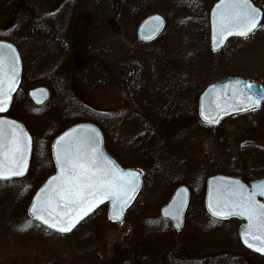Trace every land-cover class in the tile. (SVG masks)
<instances>
[{"label": "rangeland", "instance_id": "1", "mask_svg": "<svg viewBox=\"0 0 264 264\" xmlns=\"http://www.w3.org/2000/svg\"><path fill=\"white\" fill-rule=\"evenodd\" d=\"M119 1H36L38 11L44 14H54L59 9L60 12L66 3L77 7V19L71 24L69 36L72 39L69 40L72 53L77 57L69 62V97L63 98L58 93H52L47 104L36 108L27 102L22 93L14 109L12 108L16 114L24 116L33 136V150L31 168L26 177L0 182V264H52L49 256L53 255L54 250H59L58 247H63V252L68 257L85 264H107L116 251L124 249L129 252L130 226L124 220L107 223L100 217H92L70 235L53 236L31 221L26 214L36 184L52 172L49 151L51 139L65 126L83 120L81 118L89 110L123 114L117 120L124 121L118 132L121 146H133L142 136L145 138V133L151 134L159 130L160 135L170 142L167 150L183 154L187 158L188 169L192 175L203 168L207 176L221 173L240 177L244 181L264 176V103L261 108L231 115L215 124L206 125V129L185 139L181 145L168 140L173 132L171 128H165L145 115V103L151 98L154 88L159 84L160 87L167 86L172 77L166 65L163 66L162 75L158 77L157 58L141 55L127 40L116 20ZM201 1L207 11L208 24L209 9L215 0ZM254 2L264 11V0ZM151 13L154 12L148 14ZM198 20L192 22L185 19L175 25L172 22L168 26V38L165 41L168 48L161 54L162 65L164 61L168 62L186 50H192L196 45L195 37L203 39V12H200ZM49 22L46 40L51 45L57 33L56 28L64 31L68 25L63 22L56 26L52 21ZM176 28L179 31L174 32ZM36 31L41 33L44 30ZM208 37L209 26L207 41ZM53 53L54 50L50 55ZM53 57L56 58L54 55ZM204 62L206 76L202 80L200 91L206 84L226 76H239L264 85V17L253 33L247 37L230 39L220 51L205 54ZM158 109L160 112L163 110L162 106ZM66 112L71 113L74 120L68 122ZM126 113L132 115L126 116ZM130 117L133 120L128 121ZM149 120L153 122V126ZM112 150L119 154L116 146ZM210 219L204 208L203 211L198 208L195 217L190 218V226L198 232L199 239L208 242L213 240V243L235 242L237 228L241 223L239 220L232 219L228 224H216ZM28 221L31 224L25 227ZM189 230L190 228L187 229L188 232ZM186 234L185 230L179 232V245L183 242L185 246L189 245Z\"/></svg>", "mask_w": 264, "mask_h": 264}, {"label": "trees", "instance_id": "2", "mask_svg": "<svg viewBox=\"0 0 264 264\" xmlns=\"http://www.w3.org/2000/svg\"><path fill=\"white\" fill-rule=\"evenodd\" d=\"M36 1L0 0V38L9 40L17 46L23 65L22 79L14 96L13 109L22 93L26 97V90L36 85H46L51 93H58L63 98L69 97L70 94L69 62L77 56L74 52L72 53L71 45H69L72 39L70 40L69 36L71 24L77 19V7L66 3L60 12L59 9L57 13L44 14L38 11ZM117 7L118 11L115 15L119 28L141 55L157 58L158 77L163 73V66L168 67V72L172 77L171 82L165 87H160L159 84V87L154 88V95L152 94L149 101L145 103V115L157 121L158 124L164 125L165 128H171L173 132L168 140L181 145L185 139L204 130L206 126L198 120L196 114V98L200 92L202 80L206 76L204 55L210 53L207 41V11L204 4L201 0H120ZM150 12L163 13L167 20V27L154 42L141 43L135 37V27ZM200 12H203L201 22L203 39L195 37L196 45L192 50L189 52L186 50L180 56H175L168 62L164 61L162 65L161 54L164 53L166 47L168 48V44L165 45L169 32L168 26L172 22L175 25L185 19L192 20V22L199 21ZM49 21L55 23L56 26L63 22L68 25L64 31L56 28L57 33L51 45L46 40ZM177 29L174 32L179 31ZM36 30L44 31L37 33ZM23 34L26 36L23 37ZM52 50L54 53L50 55ZM164 73L166 74L167 71ZM158 82L163 83L159 80ZM27 102H29L28 99ZM161 106L163 110L160 112L158 107ZM66 114L68 122L74 120L71 113L66 112ZM12 115L26 122L24 116L16 114L14 110ZM119 115L123 114L89 110L81 118L92 121L100 127L105 147L119 163L138 168L143 172L144 183L141 193L123 217V220L130 226L128 241L131 247L128 248L129 252L124 249L116 251L107 264H264V257L243 248L237 235L235 242L228 243L218 241L213 243V240L208 242L197 237L198 232L190 226V218L195 217L198 208L203 211L206 170L202 168L198 172H192L194 173L192 175L188 169L187 158L183 154L168 151L170 142L167 138L164 139L162 134L160 135L159 130L151 134L145 133V138L142 136L133 146H121L118 132L124 121H117ZM125 115L132 114L126 113ZM129 119L133 120V117L128 118V121ZM149 121L153 126V122ZM114 146L119 150V154L112 150ZM120 148H122L121 152ZM181 183L190 188V202L182 229L187 233L188 246H185L184 242L180 245L177 243L179 231H175L170 223L161 219L158 214V207L168 199L174 187ZM92 217H100L104 222L115 223L106 218L104 207L98 209L88 220ZM210 220L216 224H228L229 222V220L220 221L212 218ZM40 228L53 236H62L42 226ZM188 228H190L189 232ZM58 249L49 256L52 258L49 259L52 264H85L64 254L63 247H58Z\"/></svg>", "mask_w": 264, "mask_h": 264}, {"label": "snow or ice", "instance_id": "3", "mask_svg": "<svg viewBox=\"0 0 264 264\" xmlns=\"http://www.w3.org/2000/svg\"><path fill=\"white\" fill-rule=\"evenodd\" d=\"M260 15L250 0H220L213 12V29L220 37L233 34L247 37L257 28ZM18 60L11 45L0 43V112L6 111L11 101ZM246 87L251 88V85ZM256 103L257 100L250 99V105ZM215 111L219 114L226 109L217 105ZM201 115L209 123L218 122L210 113L206 114L203 105ZM98 137V132L89 128L81 134L73 129L58 139L56 164L60 171L40 190L41 195H37L31 207L35 219L57 231L70 232L104 200H111L114 208L119 205L122 213L133 199L139 186V173L120 169L100 151ZM30 142L31 138L16 121L0 119V179L24 174ZM221 191H226L228 196L220 198L218 195L215 205L209 203L213 215L246 217L248 223L246 231L241 233L242 239L248 247L264 253V204L255 199V192L248 193L239 181L217 189L218 193ZM258 191L264 195V182ZM183 206V199L174 202L175 213L166 209L165 214L178 219ZM30 224L28 221L25 227Z\"/></svg>", "mask_w": 264, "mask_h": 264}, {"label": "water", "instance_id": "4", "mask_svg": "<svg viewBox=\"0 0 264 264\" xmlns=\"http://www.w3.org/2000/svg\"><path fill=\"white\" fill-rule=\"evenodd\" d=\"M250 2L254 7L259 9V11L261 13L260 19L258 21V24H259L262 17H263V10L259 6H257L252 0H250ZM219 3H220V0H217L211 6L209 13H208L209 45H210V49L212 51L220 50L223 47V45L225 44V42L231 37H242V36L235 35V34L225 35L224 37H220L217 35L216 32H214V29H213V12L216 10V6ZM165 26H166V20H165L164 16L159 14V13H152V14L145 16L138 23V25L136 26L135 35L139 41L152 42L161 35V33L165 29ZM0 43H3L5 45H11L12 48L15 49V52H16L17 56L19 57L17 80H16V83L14 85V91L11 92V101L7 107V110L4 112H0V119L16 121L17 124H19L23 127V130L31 138L29 131L27 130V128L25 127V125L22 122H20L19 120L15 119V118H12V117L6 115V113L9 111V109L11 107V104L13 101V96H14L16 89H17V87L20 83V80H21L22 62H21L20 54H19L16 46L13 43H11L7 40H3V39H0ZM237 82H239V83H237ZM246 85H251V88L246 87ZM27 95H28V98L31 100V102L34 105L40 106V105H43L49 99L50 91L45 86H37V87L29 89L27 92ZM250 99L257 100L258 103L250 105ZM263 101H264V86L260 82L248 81V80L242 79L240 77H224V78H221L219 80H216V81L208 84L200 92L198 99H197V115L202 122L209 123L201 115V106L202 105L205 109L206 114L210 113L213 117H215L216 120H218L220 117L228 116V115H231L234 113L244 112V111H247V110L255 108V107H260L262 105ZM217 105H219L222 108H225L226 111H223V112H220L219 114H217V112L215 111ZM232 105H235V107H233ZM81 126H84V127H81ZM89 128H94L96 130V132H98V134H99L98 139H99L100 151H102L107 157H109L112 161H114L115 164L120 169H123L125 171L131 170L135 173H139V177H138L139 186H138V190L133 194V199H131V201L124 207L122 213H120V211H119V205H116L114 208L113 202L111 200H104L103 203L98 204L93 209V211L90 212L88 215L93 213L101 205L105 204L107 207V210H106L107 211L106 212L107 218L109 220H112V221L120 222L123 218L125 211L134 203V201L136 200V198L139 195V193L142 189V186H143V176L139 170H137L135 168H129V167L121 166L105 150L102 132L95 124H93L91 122H78L76 124L71 125L70 127L66 128L63 132H61L59 135H57L53 139V141L51 142L50 154H51V158H52L53 165H54V172H53V174L48 176L46 178V180L37 188V190L32 195L30 203L27 207V214L32 220L38 222L39 224L43 225L44 227L48 228L49 230L56 232V233H59V234H69L70 232H72L74 230V228L81 221H83V219L76 224V226L72 229V231L60 232L54 228H50L48 225L43 224L42 221L35 219L32 215L31 207H32L33 203L36 202L37 195H41L40 190L42 188H44L45 185L48 184L49 180L52 177L56 176L60 171V169L57 167V164H56V148H57L58 139L61 136H63L66 132H71L73 129L77 130V134H81V133L87 131ZM31 149H32V138H31L30 146H29L28 153H27V166H26V169L24 171V174L22 176H14V177H11L9 179H0L1 181H7L10 179H15V178H22L27 174L29 166H30ZM232 181H239L242 185H244L245 190L248 193L255 192L256 193L255 199L259 203L264 204V195H260L259 191H258L259 185L262 182H264V177H261V178L255 179V180H250V181L246 182V181H243L242 179H240L238 177H233V176L224 175V174H214V175L207 177V179H206L205 194H204V208L210 216H212L216 219L226 220V219H230V218H237L240 220H244L245 223L240 225L238 228V237H239L241 244L246 249L252 251L253 253L264 256V253L255 251L253 248L248 247V245H246L242 239L241 233L246 231V227H247V223H248L246 217H242V216H238V215L216 216V215H213V209L209 207L210 202L213 203V205H215L216 198L218 195L220 196V198H226L228 196L226 191H221L218 193L217 189L222 188L223 186L231 183ZM189 197H190L189 188L184 184L178 185L173 190V192L170 195L167 202L159 208L160 217L162 219L168 220L175 230H180L184 225V216H185V212H186L187 207H188ZM181 199H183V201H184V206L179 211V218L178 219L174 218V215H166L165 214L166 209L170 213H175L174 202H178ZM222 210L227 211V209H222ZM114 215L118 216L119 218H117V219L110 218V217H113ZM87 216H85L84 219Z\"/></svg>", "mask_w": 264, "mask_h": 264}, {"label": "bare ground", "instance_id": "5", "mask_svg": "<svg viewBox=\"0 0 264 264\" xmlns=\"http://www.w3.org/2000/svg\"><path fill=\"white\" fill-rule=\"evenodd\" d=\"M157 39H158V38H157ZM154 41H155V40H154ZM154 41H153V42H154ZM37 86H40V85H36V86L30 87V88H28L27 90H29V89H31V88H34V87H37ZM44 86H46V85H44ZM47 87H48V86H47ZM106 151H107L108 153H110V152L107 150V148H106ZM203 199H204V197H203ZM101 206H102V207H105L104 205H101ZM101 206H100V207H101ZM100 207H99V208H100ZM99 208H97L93 213L95 214ZM93 213H91V214L88 215L85 219H83V221H81V222H80V223L74 228V230H76V228H77L79 225H81L83 222H85V221L88 219V217H90ZM94 214H93V215H94ZM93 215H92V216H93ZM74 230H73V231H74ZM73 231H72L71 233H73ZM71 233H69V234H67V235H70Z\"/></svg>", "mask_w": 264, "mask_h": 264}]
</instances>
